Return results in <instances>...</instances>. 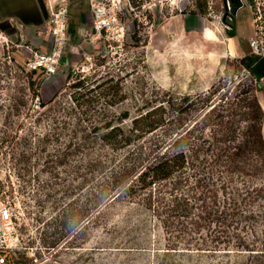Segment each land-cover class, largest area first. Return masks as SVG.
Wrapping results in <instances>:
<instances>
[{
	"label": "rangeland",
	"instance_id": "obj_1",
	"mask_svg": "<svg viewBox=\"0 0 264 264\" xmlns=\"http://www.w3.org/2000/svg\"><path fill=\"white\" fill-rule=\"evenodd\" d=\"M197 2L205 15L199 13ZM94 5L107 12L105 32L84 34L78 40L70 37L65 58L53 77L44 79L24 71L25 53L8 52L0 46V191L12 199L14 222L24 247L15 254L16 264H233L234 255L194 247L185 250L184 244L169 236L161 213V207L169 203L168 195L155 199L150 207L147 201L112 202L88 229L82 211L86 188L54 209L55 199L47 201L43 195L52 176L50 167L43 166L50 142L42 143V138L52 134L55 120L39 103L48 102L65 87L71 72L97 83H117L123 99L113 110H128L131 116L135 105L147 100L155 86L173 96L206 95L205 106L198 103L203 110L185 115V129L212 110L195 134L202 131L217 153L223 150L243 156L236 163L246 172L253 168L244 176L254 190L247 203L264 216V148L243 150L257 133L256 118L264 95L236 61L250 52L264 56V0H245L236 13L231 1L228 10L223 0H97ZM85 10L92 16L89 0ZM231 16L237 37L228 42L225 21L230 22ZM134 153L131 148L108 158L117 165ZM79 165L73 162L60 172L70 175ZM84 174L80 169L75 185L83 182ZM73 201L79 222L76 232L47 250L43 247L46 240L65 234L50 227L51 218L60 219L64 203Z\"/></svg>",
	"mask_w": 264,
	"mask_h": 264
},
{
	"label": "trees",
	"instance_id": "obj_2",
	"mask_svg": "<svg viewBox=\"0 0 264 264\" xmlns=\"http://www.w3.org/2000/svg\"><path fill=\"white\" fill-rule=\"evenodd\" d=\"M230 1L234 13L236 0ZM196 5L199 13L205 15L206 10L198 2ZM230 20L225 21L227 35L236 38L233 16ZM236 61L261 89L264 56L250 52ZM66 80L67 85L52 99L39 103L55 120L52 134L42 138V143L46 139L50 142L43 166L53 171L43 195L47 201L55 199L54 209L63 199L86 188L82 211L84 228L88 229L112 202L147 201L150 207L155 199L168 195L169 203L161 207L163 224L169 236L184 244L185 250L194 247L211 253L222 251L225 256L234 255L233 264H264V230L260 229L264 216L247 203L254 190L244 179L253 168L246 172L236 163L243 157L238 152L217 153L202 131L195 134L212 110L185 129V115L203 110L198 103L205 106L206 95H197L194 100L190 96H173L155 86L147 100L135 105L131 116L128 110H113L123 99L117 83H97L74 72L67 74ZM197 99L200 102H195ZM189 100L192 101L188 104ZM258 115L257 133L245 151L264 148L261 108ZM131 148L135 153L121 164L113 165L114 160L108 158ZM77 161L80 165L74 166V172L61 174V168ZM80 169L85 172L83 182L75 185ZM58 194L62 195L59 200L53 198ZM73 205L74 201L64 203L60 219L51 218L50 227L54 226L56 232L60 228L65 234L51 242L46 240L43 247L47 250L76 232L79 222ZM183 235L190 239H183Z\"/></svg>",
	"mask_w": 264,
	"mask_h": 264
},
{
	"label": "built area",
	"instance_id": "obj_3",
	"mask_svg": "<svg viewBox=\"0 0 264 264\" xmlns=\"http://www.w3.org/2000/svg\"><path fill=\"white\" fill-rule=\"evenodd\" d=\"M95 1L97 0H89L94 18L92 32L102 35L108 26L107 12L104 7L94 5ZM229 1H225L228 10ZM244 5L245 0H236L234 13L243 9ZM45 7L48 17L44 22V31L37 30L35 36L41 38L45 35L51 38L50 47L46 51H41L25 40L22 26L16 27L18 34L14 40L0 31V46H5L8 52L11 49V52L25 53L23 70L39 74L44 79L57 74L70 42L69 0H45ZM19 250H24V247L14 222L12 199L6 192L0 191V264H16L14 257Z\"/></svg>",
	"mask_w": 264,
	"mask_h": 264
},
{
	"label": "crops",
	"instance_id": "obj_4",
	"mask_svg": "<svg viewBox=\"0 0 264 264\" xmlns=\"http://www.w3.org/2000/svg\"><path fill=\"white\" fill-rule=\"evenodd\" d=\"M87 0H69V22L70 37L80 39L81 36L92 32L90 24L93 25L91 14L85 10ZM48 17L45 0H0V31L10 39L17 37V26L25 30V40L30 42L41 51H46L51 44V38H38L35 36L37 30L44 31V22ZM234 39V38H233ZM259 91L264 95V85ZM264 112V96L259 102ZM262 141H264V123L261 128Z\"/></svg>",
	"mask_w": 264,
	"mask_h": 264
},
{
	"label": "bare ground",
	"instance_id": "obj_5",
	"mask_svg": "<svg viewBox=\"0 0 264 264\" xmlns=\"http://www.w3.org/2000/svg\"><path fill=\"white\" fill-rule=\"evenodd\" d=\"M232 40H233V38H229L227 41L230 42ZM228 51H229V55H231L233 53V49L232 48L228 49Z\"/></svg>",
	"mask_w": 264,
	"mask_h": 264
},
{
	"label": "water",
	"instance_id": "obj_6",
	"mask_svg": "<svg viewBox=\"0 0 264 264\" xmlns=\"http://www.w3.org/2000/svg\"><path fill=\"white\" fill-rule=\"evenodd\" d=\"M224 2L226 1V0H223Z\"/></svg>",
	"mask_w": 264,
	"mask_h": 264
}]
</instances>
